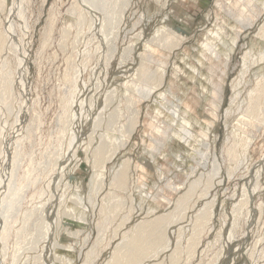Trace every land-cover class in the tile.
I'll return each instance as SVG.
<instances>
[{"label": "rangeland", "instance_id": "rangeland-1", "mask_svg": "<svg viewBox=\"0 0 264 264\" xmlns=\"http://www.w3.org/2000/svg\"><path fill=\"white\" fill-rule=\"evenodd\" d=\"M76 1L20 0L21 14L17 20H14L13 28L15 34L13 44L17 45L14 46L15 49L11 48L9 51L5 49L6 52L3 51L5 55L2 52L0 56V66L5 64L0 67V83H2L3 78L10 77L11 73V77L15 76L18 67V54L14 51L19 45L20 39L24 38L25 31H28L32 59L29 64L27 88L32 98L31 104H33L30 107L31 115L28 120L37 116L39 123H34L31 139L30 135H26L20 143V151L24 157L20 162L17 180L23 184L28 178L31 181L29 188L26 187L27 191L24 188L25 191L22 193L21 210L26 211L28 208L36 206L39 208L41 204L48 202L51 193L52 195L56 194L58 199L57 201L55 198V205L66 197L63 209L66 212L72 211L71 215H74L73 217L63 216L65 224L60 236V241L64 245L67 241L72 242L71 248L61 247L54 251L52 245L49 247L48 244L45 254L49 256L50 261L48 263L42 261L45 264H85L88 252L94 247L92 264H111L118 245L131 235L136 225L144 219L154 220L161 215L166 214L167 216V213L173 209L171 208L170 211L168 202L174 204L176 198L181 195L177 188L184 184L187 186L188 182L197 178H194L195 175L188 178V175L192 174L190 170L196 167L195 162L191 159L194 144L192 143L188 148L178 139L172 140L171 132L165 135L168 126L172 124V118L166 112L164 105L158 102L157 96L159 93H166L170 97H168L169 101L178 103L179 116L184 114L186 120L193 125L192 128L180 126L179 132L182 137L199 136L204 129L208 128L207 122L214 119L215 127L208 131L213 138L216 155H218L222 169L217 178L213 180L215 187L205 198L207 201L202 198L200 204H197V208L191 211L189 209L187 214L185 213L184 219L176 221L177 224L174 223L168 228L166 234L170 239L169 248L150 256L144 264H264V173L258 179L255 178L257 177V165L264 158V120H262L264 106L260 111L262 113L258 122L254 123L245 116L248 107H250V95L252 96V92L255 95L254 91L259 88L257 83L259 82L260 87L264 84L262 83L264 82V35H262L263 32H260L264 28V0H130V8L128 7L125 11L119 32L111 38L114 41L110 40L107 44L102 42L106 46L102 45L100 39L91 31L90 34L88 33L89 23L87 21L89 20L81 27L77 14H71L77 5ZM12 6V0H1L0 2L1 36H5L4 33L9 34L8 14ZM133 11H135L134 16L131 15ZM240 18L244 19V26L239 23ZM172 21L173 23H171ZM167 22L183 28L185 32L188 31V39L177 46L178 48L171 49L170 52L169 49L165 50V47L161 45H159L160 49L156 48L158 45H155V54L147 53L145 64L148 68L147 71L155 72V78L158 79L161 74H165L163 83L160 85L162 87L157 89L159 92L156 91L151 96L148 94L149 91L143 92L142 96L137 93H133L136 95L128 94L124 82L131 80L130 75L137 69V64H139L137 62L140 61L139 55L146 53V42ZM214 25L221 27L226 35L220 43H216L218 45L216 50L221 54L218 52V58L215 56L211 58L209 54L206 55V58L201 57L199 52L201 44L206 38L204 37L206 30L200 29L203 26L211 28ZM241 29L244 30L237 38L239 40L235 41V30ZM140 33L143 35H139ZM107 48L112 51L106 50ZM107 51L108 54H106ZM126 51L129 52L128 55ZM104 53L108 58L104 57ZM122 53L126 55L123 56ZM244 55L249 57L247 60L246 56V63H244ZM122 58L126 61L124 64H122ZM159 63H161L160 66ZM108 64L109 66H107ZM161 65H165L164 68H161ZM119 67L120 69L123 67L124 71H129L133 67L135 69L130 73H119ZM194 67L199 70V73H196L198 76L194 74ZM246 67L247 69H245ZM1 68L6 69L5 73ZM242 73L246 75L244 76ZM156 83L155 86L159 85ZM111 88L115 90L113 103L111 101L112 105H109L108 112L104 111L102 120L104 124L100 125L101 129L96 132L97 134L95 133V137H92L96 140L91 138L96 143L91 140L92 146L90 143V148L86 152L88 134L83 136L81 141L86 145L82 143L76 159L70 164V170L59 178V188L54 186V190H52L54 192L57 190L56 193L51 191L48 193L47 185L50 182V177L53 176L50 172L52 169L50 161H56L67 147V139L63 136L62 131L63 114L77 99L80 101L87 99L84 102L89 104L90 99L93 98L90 96L100 98V107L97 104V109L99 107L101 110L104 107L102 104L104 94ZM145 93L150 96L147 97L148 99L147 95H144ZM101 94H103L102 97ZM139 95L143 100H139ZM254 97H257V94ZM125 99H127V103L128 99H131L130 104L132 103L133 108L132 105L126 103ZM115 107L118 109L119 120L116 127L113 128L114 132L108 137L110 139L109 146L114 143L119 144V148L112 158H109L112 153L107 149L108 153L105 154L107 150L104 152L106 156L103 159V172L95 171L92 166L93 153L97 151L101 142L100 138L96 136L103 134L108 114L111 113V110L114 111ZM126 109H129L130 114ZM11 115L7 117L10 124L14 122L12 121L14 116L11 117ZM157 115L162 116L161 119L160 116L157 118ZM37 119L36 121H38ZM247 119L248 121H246ZM168 120L169 122H167ZM131 122L130 126L128 123ZM251 122L253 125L250 124ZM123 126H134L126 144H124L126 140L122 141L118 134ZM34 132L36 133L34 134ZM26 138L30 141L28 142ZM114 139L117 142H114ZM122 142L124 145L121 144ZM230 145L234 148L237 159L231 156L229 158L227 151L228 149L232 150L229 148ZM31 152L33 156L30 155ZM179 156L182 158L178 159ZM128 158L131 161H129L126 173V185L119 188L116 185V176ZM29 160H32L30 162H34V164H30ZM141 165H144V169L141 168ZM22 178L25 179L24 182ZM254 181L257 182L255 191H246L245 189L248 187L254 186ZM100 182L103 185L100 186ZM173 184L174 186L177 184V188H174ZM77 185L79 188L81 185L80 191L77 190ZM167 186H170V189ZM185 186L181 187V190H185ZM175 189L176 191H174ZM23 196L25 197L23 198ZM75 197L81 199L80 206L73 202ZM244 198H247L248 204L240 209V203ZM29 199H31L30 202ZM211 201L215 202L212 218L210 221L208 220L206 229L200 238L201 241L198 242L196 248L193 247V251L189 248L188 243L193 233L192 225L196 222L195 217L198 210L204 206L203 204ZM260 206H262L261 209H259ZM66 217L69 218L66 219ZM52 218L54 216L50 219ZM11 241L9 244L11 247L10 256L15 249L13 247L15 245L14 237L11 238ZM25 243L26 241L20 244V246L22 245L21 249L25 247L26 250L23 248L24 251L18 252L21 260L17 257L19 259V262L16 260L17 263L37 264L36 258L40 254L43 244L34 250L30 248V245L28 247V240V244L25 245ZM176 248L178 253L172 259L170 257ZM26 251L31 253H26ZM17 263L15 262V264Z\"/></svg>", "mask_w": 264, "mask_h": 264}, {"label": "bare ground", "instance_id": "bare-ground-1", "mask_svg": "<svg viewBox=\"0 0 264 264\" xmlns=\"http://www.w3.org/2000/svg\"><path fill=\"white\" fill-rule=\"evenodd\" d=\"M19 1L20 0H12L13 6H12V9L10 10V12L8 14V26L7 27H8L9 34L4 33L5 36H3V35L1 36V34H0V56L5 49H7V51H9V49L14 48V46L17 45L16 43H15V45L13 44V40H15V34L13 33V28H14V20H17V18H19L20 14H21V10H20L21 3ZM0 2H1V0H0ZM76 2H77V5L73 8V12L71 14H74V13L77 14L78 23L81 25V27H82V25H84V23L87 20H89V21H87L89 23L88 24V29H89L88 33L90 34L92 32V34L96 35L97 38L100 39L101 43L103 42L106 44L109 43L110 40H113L111 38L116 36L115 34L119 32L118 30L121 27L120 25H121V22L124 18L125 11L127 10V8L129 7V4H130L129 3L130 0H77ZM2 3H4V2H2ZM133 13L135 14V11H133L131 14L134 16ZM133 16H131V17H133ZM131 19H133V18H131ZM243 21H244L243 18L239 19V23H242L244 26ZM171 23H173V21ZM171 23L167 22L166 24L162 25L161 30L155 32V34H153L151 39H149L146 42V48L144 47L146 50V53L145 54L139 53L140 54L139 55L140 61L137 62L139 64L136 63L138 65L136 70H134L135 68L133 67V68H130L129 71L128 70L124 71L123 67H121V69L119 67V73H128V72L130 73L134 70V72L130 75L131 80L129 82H127V81L124 82L125 89H126V91L129 92L128 94L131 93L132 95H136L133 93H137V94L141 95V94H143V92L149 91L148 94H150V96H151V94L158 91L157 89L162 87V86L160 87V85L163 83V79H164L165 74H161V76H159L160 78L158 79V78H155L156 77L154 74L155 72L153 73L151 70L147 71L148 68L145 65L146 61H147L146 56H147V53L149 55L151 53H153V55L155 54V52H156L154 49L156 47L155 45H158L156 47L158 49H160L159 45H161L162 47H165V50H166V48L169 49L168 51L170 52L171 49H173V48L175 49V47L180 46L183 42H185L188 39V37H189V35L187 34L188 31L185 32V30L183 28L177 27ZM135 25H137V24H135ZM133 27H132V30H133ZM125 28H126V26H125ZM200 30H206V32L204 34L205 36L203 35L204 37H206L205 41L202 42L201 47L199 46L200 47L199 53H200L201 57L206 58V55L209 54V56L211 58L213 56L218 58V52L219 51L217 52V50H216L218 47V45L216 43H220L221 40L226 36L225 33L223 32L222 28L214 25L211 28H209V26L208 27L203 26V27H201ZM242 30H244V29L235 30V37H236L235 41L239 40V39L237 40V38L241 35ZM50 31H52V30L50 29ZM50 31H48V33H50ZM27 32L28 31H25L24 38L22 40L20 39V41L18 43L19 45L17 46L16 51H14V52H17V54H18V59H17L18 60V67H17V71L15 73V76L11 77L12 73L11 74L9 73L11 78L9 76L5 77L3 75L5 78H3L2 83H0V264H15V262L17 263V261L19 259L21 260V258H19L20 256H18V252L20 250H23V248L25 249V247H23L21 249L22 245L20 246V244L24 241H26V243H27V240L29 241V244L27 243L28 247L30 245L31 246L30 248H32L34 250L35 249L37 250V247H39L40 244H43V246L40 250V254L36 258L37 264H40V263L45 264V263H48L50 261L48 259L49 256H47V254H45V249H46L48 244L50 245V246L48 245L49 247H51V245H52V248L54 249V251L57 250L58 248H61V247L71 248L72 242L67 241V243L64 245L63 242L60 241V236L62 235L61 231H62L64 224H65L63 216L64 215H66V216L70 215L73 217L74 215H71L72 211L66 212L65 209H63L64 202H65L64 200L66 198L64 195H63L65 197L64 200L61 201L59 204L57 203L58 204V207H57L58 209H57L56 208L57 204L55 205V202L57 199L56 194L52 195L50 193V191L52 193L54 192V191H52V190H54L53 189L54 186L58 187V185H60V183H59L60 179L59 178L63 174L66 175L68 170H70L69 167H70L71 162L74 159H76V157L79 153V149L82 147V143H84L81 140H82L83 136L87 135V134H88L87 135V139H88L87 145L88 146H86L85 151L88 152V150L90 148L91 140L94 139L92 137L95 135L96 132H98L101 129L100 125H102V123L104 122V121L102 122L103 116H104V111L106 110V112H108L107 109H108L109 105L110 104L112 105V103H113V100H112L113 95H114L113 92L115 91L111 88L110 91H108L104 94V98H103L104 102L102 103L104 105V107L103 108L101 107L102 108L101 110L99 109V107H100L99 106V103H100L99 99L100 98H95L94 96H90V98L93 97L91 99L89 98L90 102L88 99L89 104H85V102H84L85 99L83 101H80L79 99H77L76 101L72 102L70 107L63 114L64 117H62L63 119L61 120L62 121V127H63L62 131L64 134L63 136H65L67 139V147L64 150V152L62 151V155L60 154L61 156L58 154L60 157H57L58 159L56 161L54 160V162H53V161L49 160L50 165H52V169L50 170V172L53 174V176L50 177V182L48 180L49 183L47 185L48 186L47 192L50 193L49 195L51 197H48L49 198L48 202H46L45 204H41V206L39 208L37 206L36 207L33 206L34 208H31V209L28 208V210H26V211L21 210L20 204H21V199H22V195H23L22 193L25 190L27 191V189L29 188L28 186L31 184V181H29V178H28L26 180V182H24L25 179L22 178L23 179L22 181L24 182V184H23V183H21V181L19 182L17 180V172H19L18 169L20 167V162H21V159L24 157V156H22V152L20 151V143L22 140H24L23 138L26 135H28V136L30 135L29 137L31 139V132L33 131V128H34L33 126L36 123H39V120L36 118L37 116L33 117L35 119L31 118L30 120H28V117L31 115L30 107L33 104H31L32 98H31L30 93L28 92V88H27L29 69H30L29 64H30V61L32 59V57H31V42L29 40V37L27 36L28 35ZM120 32H122V31H120ZM260 32H263L262 35H264V28H262ZM123 33H126V32H123ZM127 33H129V32L127 31ZM143 34L140 33L139 35H143ZM119 36H121V35H119ZM49 37H50V35H49ZM139 37H141V36H139ZM144 38H145V36H144ZM140 39H142V37ZM118 40H116V41H118ZM136 40H137V38H136ZM47 42H49V41H47ZM103 43H102V45H104ZM234 43H236V42H234ZM97 44H98V42H97ZM106 44L104 46H106ZM44 45H46V44H44ZM116 45H117V43H116ZM98 47H100V46H98ZM113 48H114V46H113ZM14 49H12V50H14ZM116 49H114V50H116ZM131 49H132V47H131ZM97 50H98V48H97ZM106 50H109V49L107 48ZM114 50H113V52H114ZM109 51H112V50L110 49ZM128 51H126V52H128ZM168 51H166V52H168ZM4 52H6V51H4ZM4 52H3V54L5 55ZM126 52H124V53H126ZM129 52L127 53V55L129 54ZM108 53L109 52L107 51L106 54H108ZM124 53H122L123 56L126 55ZM114 54H117V53H114ZM246 54H248V53H246ZM15 55H16V53H15ZM112 56H114V55H112ZM246 56L247 55H244V59L246 58ZM104 57H107V56H105V53H104ZM150 57H152V56H150ZM248 58L249 57L247 56L246 59L248 60ZM111 59H112V57H111ZM111 59H108V60L110 61ZM137 59H138V56H137ZM246 59L244 60V63L247 62ZM125 60H126V58H125ZM109 61H108V63H109ZM130 61L131 60H129V62ZM125 62L126 61H124V59H123L122 64H124ZM160 64L161 63H159L158 65L160 66ZM3 65H5V64H3ZM3 65L1 64V66H3ZM132 65L134 66V64H132ZM107 66H109V64ZM157 66H155V67L157 68ZM164 66L161 65V68L162 67L164 68ZM1 69H3V68H1ZM193 69L195 72V73L193 72L195 74V76H198V75H196V73H199L198 68L194 67ZM245 69H247V67ZM5 70H4V73H5ZM155 71H157V70L155 69ZM245 72L247 73L246 70H245ZM106 75H107V73H106ZM180 75H181V72H180ZM243 75L245 76L246 74L244 73ZM155 82H157L159 85L155 86ZM262 83H264V82H262ZM209 84H210V82H209ZM237 84H239V83H237ZM257 84H258L257 87H259V88H257L254 91V92H256L257 97H254L256 94L254 95V93L252 92V96L250 95V97H251L250 107H248L249 109L247 110V114L245 115L247 118H250V121H252L254 123H256L260 120V115L262 113V112L260 113V111H261L262 107L264 106V84L261 87H260L259 82ZM235 85H234V87H235ZM117 86H118V83H117ZM122 88H124V87L122 86ZM102 95L103 94H101V97H102ZM140 95H139V100L140 99L143 100L142 98H140ZM144 95H147V94L145 93ZM126 96H127V94H126ZM150 96L147 95L146 98L147 97L149 98ZM157 97H158L157 98L158 102L161 103L162 105H164L166 112L168 113V115L170 114V116L172 118V124L168 126V131L166 133L164 132L165 135L167 133L171 132L172 136H173L172 140L178 139L182 144H184L188 148H189V146H191L192 143L194 144V146H193L194 148L191 152V159L195 162L196 167H194L192 170H190L192 174H190V176L188 175V178L190 179L194 175H195L194 178L195 177H197V178L193 179V181H191V182L187 181L188 182L187 186H185L186 184H184L185 183L184 182L183 183L184 185L183 184L182 185L186 187V188L184 187L185 190H181L182 189L181 187H183V186H181L180 188H177L176 187V185L178 184L177 182H176L177 184L175 186L173 184L174 188L176 187L177 190L180 191L178 193L181 195L177 198L175 197L177 200L175 199L176 201L174 204L173 203L171 204L170 202H168V208H170V211H171V208H173L172 211L167 213L168 214L167 216H166V214L161 215L159 217H156L154 220H145L144 219V221L137 224L135 229L131 233V235H129L126 240L124 239V242H122L118 245L117 249L115 250L114 256L111 259V264H144L145 260L149 259L150 256L156 255L161 251H166L170 245V239L166 234L167 233L166 231L168 230V228L174 223L177 224L178 222L176 223V221H178V220L181 221L182 219H184L185 213L188 212L189 209H190L189 211H191V210H194V208H197L196 206L200 202V200H202V198L204 200L210 194L211 189L213 187H215V186H213V180H215V178H217L220 170L222 169L218 155H216L215 144L212 141L213 138L211 136V133L208 131L209 129H211V128L213 129L215 127L214 119H213V121L211 120L212 122L211 121L207 122L208 128L206 130L204 129V131L201 132V134L199 136L193 135V136H187L186 138L182 137V134L180 135V132H179L180 126L192 128L193 127L192 123L190 121L186 120V118L184 117V114H183V116H179V113H178L179 105H177L178 103L175 104V103H172L171 101H169L168 100L169 96L166 93H159V95ZM146 98H144V99H146ZM135 99H133V100H135ZM125 100L127 103V99H125ZM130 100L128 99L127 104H130ZM85 101H87V99ZM111 101H112V103H111ZM175 102H176V100H175ZM97 104L99 106L98 109H97ZM127 104H126V106L128 107ZM134 104H136V103H134ZM130 105H132V103ZM131 107L133 108V105ZM132 108H131V110H132ZM129 109H126V110L130 114ZM187 110H188V108H187ZM183 111L185 112V110H183ZM11 114L14 116V119L12 120L14 122L10 124L8 121L9 118H7V117L8 116L10 117ZM135 114H137V112ZM12 115H11V117H13ZM108 115L109 116L107 117V114H106V117L108 118V120L106 119L107 123L105 122L104 126H106V128H105L103 134L101 133V134H99V136L98 135L96 136L97 138L98 137L100 138V141H101L99 143L100 146L97 148V151H95L96 148L94 150L95 152L93 151L94 153H93V159H92L93 160L92 166H93V168H95V171L98 170L99 172H103V169H104V165H103L104 160L103 159H104V156H106V155H104V152L107 149H109L112 153V154H110L111 156L109 158H112L113 155L117 152V150L119 148V144L113 143L112 146H109V140L110 139L108 137L109 134L114 132L113 128H115L117 123H118V120H119L118 109L116 108V109H114V111L111 110V113H109ZM160 115H157V118ZM133 116H135V115H133ZM165 116H167V115H165ZM161 117L162 116H160V119H161ZM163 117H164V115H163ZM153 118H156V117H153ZM36 119L38 121H36ZM128 119H127V121H128ZM262 120H264V116H263ZM130 121H133V120L130 119ZM246 121H248V119ZM167 122H169V120ZM252 122L250 123L251 125H253ZM134 123L136 124V121ZM128 124L132 125V122L128 123ZM135 124H133V125L135 126ZM130 126H127V127L123 126L118 132V134L121 136V140L122 141L126 140V142L124 144H126L127 141L129 140L130 135L132 133V129L134 127V126L133 127H130ZM158 128L160 129V127H158ZM88 131H89V133H88ZM35 133L36 132H34V134ZM34 134H32V136ZM37 134H38V132H37ZM28 136H27V138H29ZM168 138L169 137L167 136V139ZM94 140H96V139H94ZM27 141H28V139H27ZM92 142H93V140H92ZM114 142H117V140L114 139ZM121 144L124 145L123 142ZM161 145H162V143H161ZM91 146H92V143H91ZM229 148H232L231 145ZM162 149H163V147H162ZM227 149H226V151H227ZM233 149L234 148H232V150L228 149V151H227L229 158H231V157L236 158L235 156H237ZM106 153H108V150H107V152H105V154ZM157 153H159V152L157 151ZM167 153H169V151ZM30 155H32V152ZM168 155H170V154H168ZM35 156H36V154H35ZM171 157H172V155H171ZM180 158H182V157L179 156L178 159H180ZM29 159H30V157H29ZM32 160H29V162ZM129 161H131V160H129V158L125 160V162L121 166L122 168L120 169V171L118 172V174L116 176V180L114 179L116 181V185L119 188L124 187L126 185V173L128 172L129 163H130ZM193 161H192V163H193ZM31 163L34 164V162H30V164ZM21 165L23 166V163ZM30 166H33V165H30ZM263 166H264V158L257 165V170H256V176L257 177H255V178L258 179L259 177L262 176V173H264L263 172ZM21 168H20V170H21ZM141 168L144 169V165L143 166L141 165ZM27 170H29V169H27ZM47 177H48V175H47ZM162 178H163V176H162ZM20 179H21V177H20ZM40 179H41V177H40ZM171 182H172V180H171ZM113 183H114V181H113ZM101 184H102V182H100L99 185L101 186ZM216 185H217V182H216ZM33 186L35 187V185H33ZM26 187H28V188H26ZM172 187H171V190H172ZM24 188H25V190H24ZM80 188H81V185H80ZM80 188H79V185H77L78 191L81 190ZM254 188L255 189L257 188V182H255L254 186H252V187L250 186V188L248 187L245 190L248 192H253V191H255ZM123 190H125V189L123 188ZM245 190H243L244 193H246ZM56 191L57 190H55L54 193H56ZM174 191H176V189ZM43 194H44V192H43ZM60 196H62V195H60ZM176 196H177V194H176ZM24 197L25 196H23V198ZM31 199H32V197H31ZM31 199H29V202ZM41 200H42V198H41ZM57 201H58V199H57ZM214 201L206 202L205 204H203L204 206L198 210V213L195 217L196 222H195V224L193 223L194 225H192L193 226V233H192V236L188 242L189 248H191L192 250H193V247L196 248V245L199 244L198 242L201 241L200 238L206 229L208 220L210 221L212 218V214H213L212 210L214 209L213 204L215 203ZM73 202L76 205L79 204V206H80L81 199L79 197H75L73 199ZM73 202H71V203H73ZM247 204H248L247 198H244V200L240 203V205H241L240 209L247 206ZM65 206H66V203H65ZM261 208H262V206L259 207V209H261ZM55 209H57V210L55 211ZM147 213H149V212H147ZM53 216H54V218L50 219ZM69 217H66V219H68ZM72 217H70V218H72ZM17 225H19V227H17ZM177 232L180 234L179 231H177ZM12 237H14V240H15V245L13 246L15 249L13 251V254L10 256L9 251H10L11 247L9 246V244H10ZM69 238H71V237H69ZM179 240H180V238H179ZM26 243H25V245H26ZM12 250H13V248H12ZM50 250H51V248H50ZM67 250H69V249H67ZM31 251L33 252V250H31ZM21 252H19V253H21ZM26 253H31V252L26 251ZM33 253H36V251ZM93 253H94V247L92 250H90V252H88L87 262L85 264H92ZM177 253H178V251L176 248L174 250V252L172 253L170 258L174 259L176 257ZM17 257L19 259H17ZM28 259H29V257H28ZM54 259H56V258H54ZM51 264H53V263H51Z\"/></svg>", "mask_w": 264, "mask_h": 264}]
</instances>
